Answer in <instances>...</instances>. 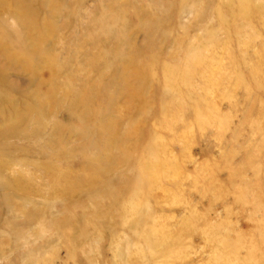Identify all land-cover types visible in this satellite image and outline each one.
<instances>
[{
	"label": "rangeland",
	"instance_id": "374dc122",
	"mask_svg": "<svg viewBox=\"0 0 264 264\" xmlns=\"http://www.w3.org/2000/svg\"><path fill=\"white\" fill-rule=\"evenodd\" d=\"M0 264H264V0H0Z\"/></svg>",
	"mask_w": 264,
	"mask_h": 264
}]
</instances>
